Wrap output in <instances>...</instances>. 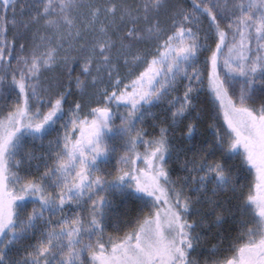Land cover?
I'll list each match as a JSON object with an SVG mask.
<instances>
[{
  "label": "snow or ice",
  "instance_id": "snow-or-ice-1",
  "mask_svg": "<svg viewBox=\"0 0 264 264\" xmlns=\"http://www.w3.org/2000/svg\"><path fill=\"white\" fill-rule=\"evenodd\" d=\"M0 264H264V0H0Z\"/></svg>",
  "mask_w": 264,
  "mask_h": 264
},
{
  "label": "rangeland",
  "instance_id": "rangeland-1",
  "mask_svg": "<svg viewBox=\"0 0 264 264\" xmlns=\"http://www.w3.org/2000/svg\"><path fill=\"white\" fill-rule=\"evenodd\" d=\"M9 38H11V35H9Z\"/></svg>",
  "mask_w": 264,
  "mask_h": 264
},
{
  "label": "trees",
  "instance_id": "trees-1",
  "mask_svg": "<svg viewBox=\"0 0 264 264\" xmlns=\"http://www.w3.org/2000/svg\"><path fill=\"white\" fill-rule=\"evenodd\" d=\"M209 246H210V245H209ZM201 259H203V257H202Z\"/></svg>",
  "mask_w": 264,
  "mask_h": 264
}]
</instances>
